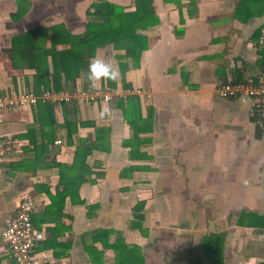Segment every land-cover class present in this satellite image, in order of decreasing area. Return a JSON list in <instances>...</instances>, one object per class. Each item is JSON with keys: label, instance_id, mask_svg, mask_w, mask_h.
I'll list each match as a JSON object with an SVG mask.
<instances>
[{"label": "crops", "instance_id": "0c3cea01", "mask_svg": "<svg viewBox=\"0 0 264 264\" xmlns=\"http://www.w3.org/2000/svg\"><path fill=\"white\" fill-rule=\"evenodd\" d=\"M97 1L0 0V95L42 92L35 66L53 72L54 63L33 56L51 49L55 27L56 50L70 49ZM107 1L135 9V0ZM154 7L159 22L142 31L148 45L138 60L110 43L96 50L120 72L111 102L53 106L56 121L47 114L43 123L34 108L0 109V136L33 146L0 170V264H15L1 233L28 197L45 232L39 249L67 264H264V131L248 96L220 91L257 82L264 0H154ZM22 34L35 51L13 52ZM86 73L63 76L59 91L91 88ZM96 85L109 88L108 80ZM57 138L64 145L51 148ZM87 146L83 161L77 155ZM76 162L85 170L65 199H53L66 187L60 165ZM52 175L60 177L56 190Z\"/></svg>", "mask_w": 264, "mask_h": 264}, {"label": "trees", "instance_id": "16d2710c", "mask_svg": "<svg viewBox=\"0 0 264 264\" xmlns=\"http://www.w3.org/2000/svg\"><path fill=\"white\" fill-rule=\"evenodd\" d=\"M89 16L86 32L81 35L70 36L71 48L68 50L58 51L56 50V34H58V27L54 28L53 46L51 49L42 50L40 57L36 55L39 62H44L48 55H52L54 63V71L49 72L45 67L36 65L38 74V84H43V89H54L59 91L62 89L61 79L63 76L66 81L74 80L81 75V71L88 67L89 60L95 56L98 47L105 46L107 44H113L115 49H124L126 56L130 58H140L142 51L148 45V39L143 30L148 29L151 26L158 24L159 17L154 7V0H135V9L126 10L125 7L110 2L107 0H99L94 2L87 11ZM22 35H18L13 38V52L17 54L20 51L36 50L31 44L22 41ZM19 42L23 45L21 49H18ZM43 58L44 60H40ZM124 67V66H123ZM128 66L123 68V74ZM109 88L113 86L112 80H108ZM39 90V89H37ZM36 92L38 93V91ZM137 99L136 97H134ZM132 100V98L130 99ZM54 105L49 103H38L32 108L37 109V119L43 123V119L48 114L51 119L56 121L57 114L55 112ZM31 108V109H32ZM131 108L127 110L126 119L128 122L130 119ZM131 123V122H130ZM262 130V129H261ZM91 152V148L87 146L78 153L83 156V161L86 156ZM78 167V173L76 172ZM83 167V169H82ZM80 167L76 162L72 166L60 165L62 183L65 184V189L57 191V194L53 199H65L67 194V188L74 184L85 170V164ZM74 173L73 176L69 175ZM59 188V187H58Z\"/></svg>", "mask_w": 264, "mask_h": 264}, {"label": "built area", "instance_id": "2783aa9c", "mask_svg": "<svg viewBox=\"0 0 264 264\" xmlns=\"http://www.w3.org/2000/svg\"><path fill=\"white\" fill-rule=\"evenodd\" d=\"M259 46L261 53V68L257 82L221 85L220 91L229 96H248L253 115L256 117V124L264 131V29L261 32ZM118 90L96 85L89 89H64L57 91L45 89L37 93L34 88H26L20 92L3 93L0 95V109H29L38 103H49L54 106L63 103L77 101L80 104L109 103ZM138 93L141 91L138 89ZM62 138H57L54 146H63ZM27 139L18 138L12 134L0 136V170L5 159L24 154L32 148ZM37 178L35 182H41ZM49 184L53 190L60 186L59 175H52ZM37 208V202L31 198H23L19 201L13 214L7 215L4 219L2 239L8 245L15 264H67L65 259L57 257L52 250H40L39 244L45 239V232L35 227L33 215Z\"/></svg>", "mask_w": 264, "mask_h": 264}, {"label": "clouds", "instance_id": "9594fccd", "mask_svg": "<svg viewBox=\"0 0 264 264\" xmlns=\"http://www.w3.org/2000/svg\"><path fill=\"white\" fill-rule=\"evenodd\" d=\"M87 79L95 87L100 80H116L120 76L119 69L100 57H92L88 62Z\"/></svg>", "mask_w": 264, "mask_h": 264}]
</instances>
